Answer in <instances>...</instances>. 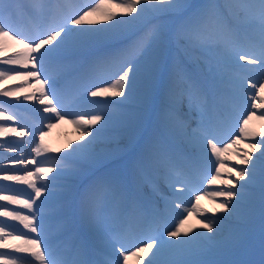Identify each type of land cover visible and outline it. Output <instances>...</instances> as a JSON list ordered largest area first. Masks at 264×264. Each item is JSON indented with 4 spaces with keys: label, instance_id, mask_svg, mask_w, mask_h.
Instances as JSON below:
<instances>
[{
    "label": "snow or ice",
    "instance_id": "snow-or-ice-1",
    "mask_svg": "<svg viewBox=\"0 0 264 264\" xmlns=\"http://www.w3.org/2000/svg\"><path fill=\"white\" fill-rule=\"evenodd\" d=\"M257 71L264 75V0H0V81L23 77L0 87V96L39 100L50 114L45 119L73 116L83 141L49 158L40 132L31 161L21 151L19 159H10L16 167L0 166V180L31 190H23L28 198L21 199L0 189V201L27 210L0 204V217L22 226L15 235L0 221V249L7 250L0 251V264H128L129 256L138 264H264V131L247 129L250 114L230 145L221 149L217 140L240 92L249 90L245 79L257 93L250 99H261L264 82L257 88L242 74ZM32 80L31 93L16 91ZM68 84L74 85L71 111L65 103ZM4 103L0 118L15 122L2 110ZM257 108L264 103L253 104ZM9 131L26 135L23 128L0 123V135ZM256 136L258 142L236 161L244 167L224 169L221 153ZM121 137L129 141L127 151L119 146ZM209 149L220 166L208 184L224 186L204 193L220 201L212 215L196 205L189 209L191 199L181 196L200 191L194 178L207 175L213 163ZM114 160L122 162L109 167ZM44 164L53 167L38 166ZM257 170L259 259L208 258L237 249L249 232L254 199L227 238H219L216 213L237 211L234 201L245 199L239 188L254 182ZM86 175L95 178L84 184ZM164 185L173 189L169 195H162ZM189 212L201 219L185 228L180 217ZM133 237L141 246L129 252Z\"/></svg>",
    "mask_w": 264,
    "mask_h": 264
},
{
    "label": "bare ground",
    "instance_id": "bare-ground-1",
    "mask_svg": "<svg viewBox=\"0 0 264 264\" xmlns=\"http://www.w3.org/2000/svg\"><path fill=\"white\" fill-rule=\"evenodd\" d=\"M204 0H197L196 3H203ZM222 2V0H221ZM20 47V46H15ZM23 70V69H21ZM29 70L31 68L29 67ZM243 75L249 77L252 82L257 83V88H259L258 82H264V75L255 76L254 73H242ZM115 79V77H113ZM23 80V77H12L5 79L3 81H0V87H3L5 85H12V84H18ZM108 83H111V81H108ZM36 86V82L34 80L30 81L29 83H22L20 84V87L16 89L18 93L23 94H29L33 90V87ZM106 85L104 83H98L96 84V87H105ZM68 93L65 97V103L67 106H69V111L73 110L75 107V97L73 95V88L74 85L68 84ZM243 87L245 89H249L248 91L240 92L237 100H236V107L235 112L233 113L232 119L229 122V124L225 127L222 126L217 130L218 134H221L222 137L227 136L229 138V141L224 140L223 138L218 140V147L223 149L225 145H230L231 141L237 137H239L240 134V127L243 123V120L247 118L251 114V119L249 120L248 125L246 126L249 131H252V127H255L259 125L260 127L257 129V133L260 131H264V109L257 108L253 109V104H262L264 103V89L260 90V97L261 99H250V97H254L257 95L256 90L250 89L249 87V81L248 79H245L243 81ZM88 91H92V88H89ZM42 99V98H41ZM88 100H99L101 98L96 97H87ZM0 101H4L3 109L6 110L9 114L15 115L16 108L22 111L23 114H29L31 117L36 118L38 114L42 115L43 117H48L50 114L47 112H44L45 105H42L40 101L37 100H24L23 95L20 97V101H16L15 97H3L0 96ZM96 105H87V107H95ZM185 110L186 107H185ZM96 114V113H92ZM74 119L73 116L69 115L67 117H64V119H53L49 120V123H51V127H42L40 126L36 133L31 130L30 122L25 123V120L18 119L16 122H19L20 125H17L15 122H5L3 121V118H0V123H3V126L6 128H16L17 131H19L21 128L25 131H31L32 135L27 140V134L24 137H19L15 134V132H7L4 135H0V145H2V148H0V157H3L5 160H10L11 158L15 157L19 159L20 152L22 151L24 153L23 158L25 160L31 161L33 159V156L35 155L32 152V149L36 147L38 143H40V132H43V143L47 147L49 152V158L50 157H57L62 156L65 151L68 149L65 148L66 145H69L70 142H80L83 143V141L80 140L81 131L82 129H78L75 124H73L71 121ZM48 123V124H49ZM195 126V125H193ZM14 139H21L23 140V143H21V151L17 152L16 155H11V152H9L7 148H11V145H14ZM87 139V137H85ZM260 139L259 136L256 137H246L240 140L239 143L231 146L228 148L226 152L221 153V159L224 161L223 168H231L233 165L236 167V169H240L244 166L238 165L236 163L237 159L243 158L242 153L248 150V145L252 143L258 142ZM30 142V143H29ZM120 148L124 151H127L129 148V141L126 137L120 138ZM17 147V146H15ZM262 148H264V145H262ZM60 149V152H57L55 150ZM259 152V150H258ZM124 153L122 152L121 155ZM208 155L213 161L211 164L210 169L207 171V175L204 176L203 173H201L200 176L195 177V184L194 186L199 188L200 191L192 193L188 198L183 197V193H181V196L185 199H191V203L187 204L186 207L189 209L192 208L193 205H196L199 209L206 212L208 215H212L210 210L214 207H216V203H219L220 201L213 202L212 199L209 196L204 195L205 192L211 193L215 191L221 190L223 188V185L214 184L209 185L208 180L211 179L212 175L215 173V169L218 165L215 161L216 158L212 156L210 149L208 150ZM254 156L257 155V153L253 154ZM41 160L45 159V157H40ZM2 159H0V164H4L1 162ZM122 161L120 160H114L109 164V167H116L119 163ZM9 165V164H5ZM38 166H44V167H53V165L50 164H44V165H38ZM231 166V167H230ZM8 169H13L16 167V165L5 166ZM29 171L33 170L31 165H29ZM9 175H23L22 172H15L9 170ZM49 174V175H53ZM0 175H3V173H0ZM95 177H89L85 176L83 177L84 184H87L90 182L91 179H94ZM221 178H230L235 179L234 176L228 177V176H222ZM241 184H245V181H241ZM176 187V186H174ZM0 189H3V194L7 195H20L21 199H27V194H21L23 190L27 189L26 185H23L20 182L16 181H3L0 180ZM173 189H169L166 185L163 186V192L162 195H169ZM239 191L245 193V199L243 202L241 201H234L237 203V211L232 213L231 215H228L226 213H220L217 212L216 216L220 217L218 221V227H219V238L224 239L227 238L230 235L231 230L237 226V224L240 222V220L244 217L246 206L248 205L249 199H254L255 201V207H256V213L254 219L251 221V223L248 225L249 232L244 236L240 246L232 251L239 252L242 248H244L246 245H249L251 242H254L255 244L260 243L261 241V234H260V220H259V193H260V174L259 170H257L256 179L254 182H249L248 186L239 188ZM28 193H31L30 189H27ZM34 194V193H33ZM251 194V197L249 196ZM199 196V200L196 199V197ZM159 199V197H157ZM159 203L162 205L163 201H159ZM0 204L7 205L9 210H21L27 213V210L23 209L21 206L17 205H10L6 201H0ZM180 219H185V224H189L190 226L198 225L199 220L201 219L200 216L196 215L195 212H189L186 213L184 216L180 217ZM0 221L6 222L8 225V228L11 229L15 235H19L20 232L17 230L18 228H22V226H19L18 222L12 221L10 218L7 217H0ZM183 225V226H184ZM257 226V228H256ZM172 227H175V223L172 225ZM189 227V226H188ZM187 228V227H186ZM171 230V229H169ZM199 232L206 233L207 230L205 229H196ZM211 235V234H208ZM136 239L138 237H133L129 240V252L134 251L135 247H140L141 245L136 243ZM165 239L167 237L165 236ZM260 249V248H259ZM259 249H257L256 254L259 253ZM0 251H7L2 250ZM231 251H223V252H216V253H209L208 258L210 259H224L227 254H229ZM122 259V258H121ZM259 259V258H257ZM128 264H138L137 258L134 256H129Z\"/></svg>",
    "mask_w": 264,
    "mask_h": 264
},
{
    "label": "rangeland",
    "instance_id": "rangeland-1",
    "mask_svg": "<svg viewBox=\"0 0 264 264\" xmlns=\"http://www.w3.org/2000/svg\"><path fill=\"white\" fill-rule=\"evenodd\" d=\"M193 2L194 3H196L197 2V0H193ZM37 101H39V100H37ZM14 117H15V123L17 124V125H22V124H20L19 122H16L17 121V118L18 119H22V120H30L31 119V117H30V115L29 114H23L22 113V111H20L19 109H17L16 108V110H15V115H14ZM260 126L259 125H257V126H255V127H252V131H257V129L259 128ZM24 132H25V130H24ZM19 142H21V139H19ZM0 148H2V147H0ZM6 149L8 150L9 148H7L6 147ZM9 152H11V151H9ZM11 153H14V152H11ZM10 160H5L4 158L1 160V162L2 163H4V164H0V166H4L5 164H7V162H9ZM231 167V166H230ZM231 168H236L234 165L231 167ZM188 226H190L189 224H186V225H184L183 227H188ZM256 228H257V226H256ZM260 248V243H258V244H255L254 242H251L249 245H246L244 248H242L239 252H235V251H231L229 254H227L226 256H225V260H248V259H257V258H259V253L258 254H256V252L255 251H257V249H259Z\"/></svg>",
    "mask_w": 264,
    "mask_h": 264
}]
</instances>
